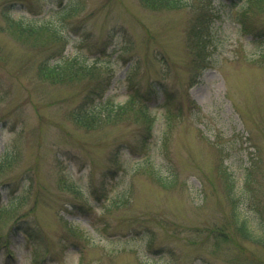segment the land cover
Returning <instances> with one entry per match:
<instances>
[{
  "label": "rangeland",
  "instance_id": "rangeland-1",
  "mask_svg": "<svg viewBox=\"0 0 264 264\" xmlns=\"http://www.w3.org/2000/svg\"><path fill=\"white\" fill-rule=\"evenodd\" d=\"M60 1L76 8L65 56L108 65L104 99L151 92L144 145L133 123L76 125L87 82L44 80L47 49L9 31L8 16L47 20ZM211 1L214 56L197 74L188 10L0 0V264H264V246L235 235L224 180L226 170L246 197L241 212L264 221V54L242 31L264 34V6ZM156 171L174 184L161 186Z\"/></svg>",
  "mask_w": 264,
  "mask_h": 264
},
{
  "label": "trees",
  "instance_id": "trees-1",
  "mask_svg": "<svg viewBox=\"0 0 264 264\" xmlns=\"http://www.w3.org/2000/svg\"><path fill=\"white\" fill-rule=\"evenodd\" d=\"M143 4L153 10H188L191 21L188 33V46L191 53L192 69L201 73L209 67L214 56L216 35L214 22L215 12L211 0H141ZM257 6H264V0H252ZM58 3V8L52 9L49 19L43 21L27 22L23 18L15 19L8 16L7 27L21 42L47 49V54L39 64V75L44 80L53 82H69L79 84L87 82V90L81 102L70 114L72 121L85 129H93L104 123L126 124L133 123L139 129V143L144 145L151 138L156 117L150 109L151 92L144 93L135 88L130 92L129 99L123 104H117L110 99H104L110 77L102 76L108 68L107 64L95 58L76 53L72 57L65 56V47L68 37L64 29L70 17L75 15L76 8L67 3ZM263 5H262V4ZM247 8V7H246ZM245 9V8H244ZM246 23V22H245ZM246 25V24H245ZM247 26V25H246ZM255 28V27H254ZM252 39L261 42V53L264 54V34L251 27H242ZM155 87H153L154 91ZM166 145L167 136H165ZM3 165L0 163V168ZM158 183L167 188L174 184V179L167 181L162 174L156 171ZM251 173L247 169L245 184L250 185ZM224 180L229 182V198L233 206V226L235 235L243 240L264 246V221L254 223L248 216L241 212V204L245 202L242 192L236 191V186L231 173L224 171ZM233 180V181H232ZM256 207V206H255ZM252 207V210H256ZM5 211V210H4ZM229 236V235H228ZM227 239L224 238V241Z\"/></svg>",
  "mask_w": 264,
  "mask_h": 264
}]
</instances>
